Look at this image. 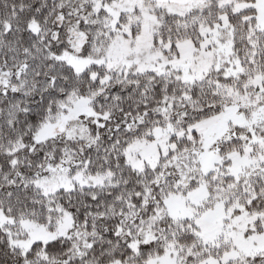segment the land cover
<instances>
[{"label":"snow or ice","instance_id":"1","mask_svg":"<svg viewBox=\"0 0 264 264\" xmlns=\"http://www.w3.org/2000/svg\"><path fill=\"white\" fill-rule=\"evenodd\" d=\"M0 264H264V0H0Z\"/></svg>","mask_w":264,"mask_h":264}]
</instances>
